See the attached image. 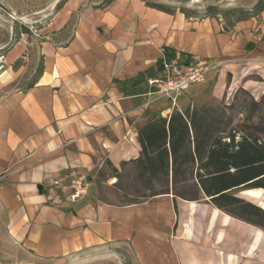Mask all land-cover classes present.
Returning a JSON list of instances; mask_svg holds the SVG:
<instances>
[{
	"label": "crops",
	"instance_id": "1",
	"mask_svg": "<svg viewBox=\"0 0 264 264\" xmlns=\"http://www.w3.org/2000/svg\"><path fill=\"white\" fill-rule=\"evenodd\" d=\"M84 1L68 0L55 18L59 27L77 13L67 40L42 44V71L33 86L0 95V207L7 235L32 259L60 262L124 246L136 264H222L224 254L215 244L244 228L210 201L164 193L117 205L90 189L97 166L120 169L122 161L139 155L137 131L147 118L181 110L176 102L158 109L149 94L146 79L161 73L164 49L219 68L218 82L210 77L206 88L222 96L237 82L244 88L256 83L245 63L264 78V28L247 49L253 36L247 23L233 36L218 22L187 19L143 0L100 7ZM25 48H11L10 62ZM6 72H0V89L17 77ZM257 88V94L264 91V80ZM71 172L89 181L87 194L75 202L64 201L66 189L50 184H67ZM246 189L234 194L255 202L241 195ZM198 241L208 245L207 255L197 249Z\"/></svg>",
	"mask_w": 264,
	"mask_h": 264
},
{
	"label": "rangeland",
	"instance_id": "2",
	"mask_svg": "<svg viewBox=\"0 0 264 264\" xmlns=\"http://www.w3.org/2000/svg\"><path fill=\"white\" fill-rule=\"evenodd\" d=\"M109 1L85 0L84 3L88 5L94 3L95 6L100 7L106 5ZM143 1L151 5V7L155 6L154 8L156 9L162 8L166 10L165 12L180 14L187 19H208L218 22L223 31L228 32L229 35H233L239 31L240 33L243 32L246 28H241V25L247 23L250 25L249 29L253 34L246 41L247 44L253 42L255 35L257 37L258 34H263L264 0ZM67 2L68 0H0V72L7 70L8 72L5 74L11 75V71L13 70L17 75L8 86L0 89V95L16 88H26L38 78L43 64L40 51L45 41L59 44L67 40L71 35L77 13L71 15L65 24L59 27L54 25L55 18L63 10ZM81 9L82 5L77 11H81ZM237 27L241 29L237 31ZM256 40L257 38L254 41L257 42ZM17 43H22L26 48L22 57L10 62L7 55L10 49ZM251 48H254L253 43L249 49ZM197 61L213 66L210 64L211 62L204 63L201 60ZM245 64L247 65H240L238 69L243 70L241 67L247 66V77L256 82H250L252 86L244 88L243 85L237 82V85L233 84L232 87L227 88L222 96L211 94L209 88H206L208 79L211 77L212 82L215 80L218 82L219 79V68L213 66L206 74L203 82H193L189 84L187 89L179 91L176 94L175 102L179 105L181 111L187 107H196L198 109L209 107L213 109L218 106H225V115L231 118L233 124L237 123L240 118L250 113L249 109L246 112L241 109L240 104H243L242 100L248 97L251 100L259 101L264 96V91L261 94H257L261 90V88H257L258 84L260 85L264 78L262 79V76H258L256 70L248 68V66L251 67V62ZM231 78L232 76L229 74L227 80L230 82ZM236 78L238 79L237 75ZM255 87L257 88L256 90L254 89ZM197 94L200 95L194 99L193 103H190L191 98ZM249 99L247 100L249 101ZM231 104L234 107L226 108V106L228 107ZM168 105H171L168 97H159L157 99L156 107L158 109ZM251 121L262 126L264 125V106L254 109ZM261 138L264 139V134L261 135ZM96 172L98 180L93 188L90 189V192L94 191L103 201L118 205L142 201L150 194V190L146 188L147 183L143 180L144 178H140L137 175L134 165L129 162L124 168L120 167L118 172L113 171L112 167L106 164L97 166ZM99 181L102 182L99 183ZM236 191L237 189H234L231 192L235 193ZM241 193L242 196L249 195L255 200L253 203L264 208V188H248L241 191ZM198 200L209 202L204 195H201ZM5 220V213L0 207V264H136L133 255L124 246L111 249L112 251L70 255L60 262L32 259L18 244L9 238L5 229ZM242 223L244 229H242V232L236 238L232 236V238L226 239L224 243L215 244L217 248H221V254H224L222 256H224L225 260L221 259V263L264 264V230L257 225L245 221H242ZM196 245L197 249H200L202 253L207 255L206 252H203L205 246H208L206 243L198 241Z\"/></svg>",
	"mask_w": 264,
	"mask_h": 264
},
{
	"label": "trees",
	"instance_id": "3",
	"mask_svg": "<svg viewBox=\"0 0 264 264\" xmlns=\"http://www.w3.org/2000/svg\"><path fill=\"white\" fill-rule=\"evenodd\" d=\"M164 57L172 58L173 52L164 49ZM247 99L240 107L250 113L235 124L225 115V106L173 109L167 116L147 118L137 131L139 155L120 167L134 165L150 190L147 197L172 193L193 201L204 195L221 211L264 230V208L231 192L264 188V125L251 121L254 109L264 106V96Z\"/></svg>",
	"mask_w": 264,
	"mask_h": 264
},
{
	"label": "built area",
	"instance_id": "4",
	"mask_svg": "<svg viewBox=\"0 0 264 264\" xmlns=\"http://www.w3.org/2000/svg\"><path fill=\"white\" fill-rule=\"evenodd\" d=\"M161 64V73L146 79L150 88L149 94L154 95L155 100L159 97H168L172 104H175L179 91L187 89L193 82H203L206 74L213 68L196 59L183 57L180 52H174L170 59L163 56ZM62 183L61 179L50 182L53 187L66 189L64 201L75 202L88 192L89 181L85 175L71 172L69 182L65 185Z\"/></svg>",
	"mask_w": 264,
	"mask_h": 264
},
{
	"label": "water",
	"instance_id": "5",
	"mask_svg": "<svg viewBox=\"0 0 264 264\" xmlns=\"http://www.w3.org/2000/svg\"><path fill=\"white\" fill-rule=\"evenodd\" d=\"M40 188V187H39Z\"/></svg>",
	"mask_w": 264,
	"mask_h": 264
}]
</instances>
